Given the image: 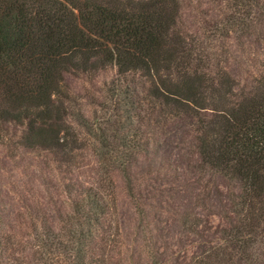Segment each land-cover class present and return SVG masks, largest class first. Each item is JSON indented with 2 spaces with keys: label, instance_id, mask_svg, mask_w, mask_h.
I'll return each mask as SVG.
<instances>
[{
  "label": "rangeland",
  "instance_id": "rangeland-1",
  "mask_svg": "<svg viewBox=\"0 0 264 264\" xmlns=\"http://www.w3.org/2000/svg\"><path fill=\"white\" fill-rule=\"evenodd\" d=\"M167 1L184 45L173 76L228 78L229 107L261 95L264 0ZM60 88L72 145L0 126V264H264V193L199 149L213 112L163 107L115 65Z\"/></svg>",
  "mask_w": 264,
  "mask_h": 264
},
{
  "label": "trees",
  "instance_id": "trees-1",
  "mask_svg": "<svg viewBox=\"0 0 264 264\" xmlns=\"http://www.w3.org/2000/svg\"><path fill=\"white\" fill-rule=\"evenodd\" d=\"M167 5V0H0V126L25 127L28 146L72 145L67 134L59 136L65 125L64 74L115 65L120 75L146 76L151 97L163 107L213 112L203 121L202 155L215 167L234 163L230 169L237 167L238 180L262 195L264 86L261 95L229 107L228 78L215 83L195 72L174 77L184 63V45L173 32L177 9ZM239 154L246 156L236 161Z\"/></svg>",
  "mask_w": 264,
  "mask_h": 264
}]
</instances>
